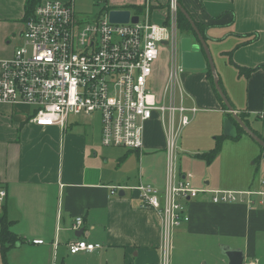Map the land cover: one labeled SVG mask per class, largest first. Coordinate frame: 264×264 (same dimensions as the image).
Masks as SVG:
<instances>
[{
    "label": "crops",
    "instance_id": "0c3cea01",
    "mask_svg": "<svg viewBox=\"0 0 264 264\" xmlns=\"http://www.w3.org/2000/svg\"><path fill=\"white\" fill-rule=\"evenodd\" d=\"M47 1L57 0H41ZM105 2L110 10L127 9L132 14H136V9L140 10L138 14L144 10L143 6L136 8L139 0L128 6L125 0ZM115 3L127 8L113 7ZM179 5L206 37L210 51H215L213 60H219L218 81L234 113L264 142L263 130L250 121V114L255 113L242 110L248 109L252 94L253 100L259 101L255 95L260 88V99L264 94V0H179ZM23 6L24 0H0V57L6 56L1 59L11 57L21 44ZM162 7L158 3L156 9L163 10ZM103 12L108 14V10ZM240 69L253 72L245 77ZM207 70L185 69L180 81L186 106L197 110L190 130L207 131L208 136H214L215 145V138L222 136L219 120L221 116L227 117L228 112L217 99ZM30 114L28 107L0 104V189L6 192L0 213L12 223L9 230L20 239L19 246L12 249L31 247L45 256L53 247L63 245L67 249L69 242L81 240L99 245L100 249L68 255H82L87 261V256L112 251L119 253L122 264H158L160 219L153 211L141 209L137 193L128 189L139 182L157 188L164 185L167 144L157 116L144 124L140 151L119 149L124 152L110 153L101 152L97 143L89 140L79 119L68 120L65 129L40 128L27 122ZM236 127L237 138L227 140L240 138L243 131ZM260 153L264 155L262 147ZM130 154L140 165L136 177L122 169L129 158L134 160ZM181 159L180 155V162ZM194 160L205 166L214 161L207 164L201 158L187 160L183 165L185 171ZM179 169L190 174L180 164ZM192 177L194 188L214 190L208 182L200 184L196 175ZM112 188H117L114 194ZM248 190L251 191L249 187ZM226 191L246 189L239 186ZM257 201L254 199L252 206L215 205L208 197L200 196L188 202L189 221L175 231L171 263L195 264L196 257L192 255L196 252L190 247L195 241L199 245L222 243L240 249L245 254L244 263L257 264L258 247H264V207L257 205ZM76 218H81L82 224L73 230ZM202 260L199 258L197 263Z\"/></svg>",
    "mask_w": 264,
    "mask_h": 264
},
{
    "label": "built area",
    "instance_id": "2783aa9c",
    "mask_svg": "<svg viewBox=\"0 0 264 264\" xmlns=\"http://www.w3.org/2000/svg\"><path fill=\"white\" fill-rule=\"evenodd\" d=\"M177 5V0H167L163 22L155 25L151 0H144L141 14L129 11V18L138 21L127 24L110 23L107 13L85 22L75 14L72 1L40 2L23 23L21 44L11 57L0 59V104L28 107L27 122L36 127L65 129L71 115H96L103 148L138 152L144 124L157 116L167 144L164 185L139 182L128 189L137 193L141 209L160 219L158 264L171 263L172 236L188 223L186 206L191 200L203 196L215 205L252 206L258 198L257 205L264 206V191L196 189L192 175L179 169L177 137L197 110L184 105L182 96L186 97L180 81L185 69L178 51L185 36L179 38ZM167 48L171 71L157 96L150 89L151 77L160 50ZM116 190L112 188L111 194ZM5 197L0 189V208ZM81 224L76 218L73 230ZM98 249L99 245L81 240L67 244L70 255Z\"/></svg>",
    "mask_w": 264,
    "mask_h": 264
},
{
    "label": "rangeland",
    "instance_id": "374dc122",
    "mask_svg": "<svg viewBox=\"0 0 264 264\" xmlns=\"http://www.w3.org/2000/svg\"><path fill=\"white\" fill-rule=\"evenodd\" d=\"M61 2H73L74 12L79 17L82 18L85 22H90L95 18L97 15L101 14L103 9L106 8L105 1L106 0H57ZM138 0H125L127 6L131 2H137ZM139 5H136V8H140L144 4V0H139ZM158 3L164 5L162 8H165V0H152V14H151V22L155 25H161L163 22V13L165 11L161 9H156L158 7ZM116 5H112L116 8H127L124 5H120L119 3H115ZM118 6V7H117ZM155 6V7H154ZM154 7V8H153ZM158 11V12H157ZM104 13V12H103ZM186 36L189 38H193V34H189V36L184 34L183 32H179V38ZM19 38H15V43L18 41ZM180 40V39H179ZM210 56L212 59V63L214 66L215 73H218L219 67V60L218 58H214L215 51L213 49H209ZM180 53V50L178 51ZM6 57V56H4ZM4 57H0L4 58ZM170 50L162 49L159 53V58L156 61L153 74L151 77V91L159 96L161 95L166 79H168L169 71H171V64L170 61ZM226 61V60H225ZM217 62V66H216ZM177 64H180V61L177 60ZM181 78V77H180ZM183 101L184 105H186L187 98L184 94ZM262 96V89L260 88L259 94L255 95V98H259V101L252 100L250 105L247 107H243L242 110L247 112H252L255 114H250V121L260 127L263 130L261 135L264 136V94L263 98L260 99ZM168 97V93L166 94V98ZM177 99L179 100V91L177 90ZM198 114V115H197ZM196 118L199 117V113H197ZM258 116L259 118H257ZM195 118V119H196ZM226 116H221L220 123H221V133L222 134V124L223 120ZM79 119L83 122L82 129L86 131L89 140L92 143H97V148L100 149L101 152H113V153H123L124 150H119L116 148H104L100 145V123L98 117L95 115L93 117H86V116H69L70 121ZM263 119V121L259 120ZM168 120V114H167ZM208 120H212L208 118ZM194 121H192L193 123ZM190 123L184 129H180V136L177 137V149L179 150V155H181L182 159L181 162L179 160V164L184 172L190 173L192 176L195 175L197 177V181L200 184L208 182V186L213 188L214 190H231V189H238L245 188L246 191L248 187L251 191L254 192H262L264 191V186H260L261 181H264V155L260 153V147L248 136L245 134L240 135V138L237 140H222L220 145V152L218 156L214 159V161L209 165L205 166L200 161L194 160L187 164L189 169L185 171L183 165L186 163L187 160L199 158L195 157L197 155L204 154L205 152L209 151L214 146V136H208L207 131L200 132L197 129L190 130L191 124ZM190 126V127H189ZM207 130V128L205 127ZM216 136V135H215ZM128 162H125L122 169L124 171H128V173H134L133 177L137 176L139 162L135 158L133 154H130ZM180 159V157H179ZM193 179V177H192ZM147 184V183H146ZM237 192V191H232ZM253 199L255 197H252ZM258 198H256L257 200ZM264 207V206H263ZM174 236L175 232L172 236L171 246V258L174 249ZM212 244V245H210ZM206 246L199 245L197 242L191 243L190 247L192 248V252L194 253L192 256L195 258V264H198L199 258L203 260L199 264H227L226 259L221 255L219 246L222 243H210ZM211 246V247H210ZM200 249V253L198 250ZM198 252V253H197ZM259 257L257 264H264V247H258ZM115 255V259L112 257ZM119 253L110 251L109 254L106 252H97L91 256H87V261H84L82 255L78 256H70L68 255L67 249L63 245H59V247L51 248L50 252L45 254V256H41L36 251H34L31 247L26 248V246H22L21 248L11 249L7 253V263L8 264H122V261L119 259ZM222 259H225L226 262H221ZM1 254H0V264L1 262ZM172 262V261H171ZM246 262V260H245ZM172 264V263H170ZM179 264H184V262H180ZM186 264V263H185ZM243 264H246L243 262ZM248 264H253V262H248ZM254 264L256 262L254 261Z\"/></svg>",
    "mask_w": 264,
    "mask_h": 264
},
{
    "label": "water",
    "instance_id": "95a60500",
    "mask_svg": "<svg viewBox=\"0 0 264 264\" xmlns=\"http://www.w3.org/2000/svg\"><path fill=\"white\" fill-rule=\"evenodd\" d=\"M178 11L184 16L193 31V38L185 37L180 43V53H181V65L186 70H202L206 67L209 68L212 78L214 89L216 90L218 96L222 100L226 111L231 115V118L226 117L222 124V135L228 139L237 138V127L248 135L255 143L264 149V142L252 131L250 130L243 121L234 113L233 108L227 102L222 89L219 85L218 77L215 73L212 59L210 56L209 48L206 43V37L197 29L195 23L192 21L191 17L185 11L181 5H177ZM130 12L127 10H110L108 11V19L112 24H127L129 20L133 23H137L138 18H129ZM19 243L15 245L18 247ZM219 250L221 255L227 260V264H243L245 260V254L240 249H233L227 245H220Z\"/></svg>",
    "mask_w": 264,
    "mask_h": 264
},
{
    "label": "trees",
    "instance_id": "16d2710c",
    "mask_svg": "<svg viewBox=\"0 0 264 264\" xmlns=\"http://www.w3.org/2000/svg\"><path fill=\"white\" fill-rule=\"evenodd\" d=\"M40 2H41V0H24V6H23L24 21L34 13L36 7L40 4ZM177 2L179 4V0H177ZM103 10L109 11L110 9L105 8ZM128 10H130V8H128ZM139 12H140V10L138 11V9H136L135 13L138 14ZM196 27H197V25H196ZM178 30H179V32H181V33L183 32L185 35L187 34L188 36H189V34H193L191 26L189 25L187 20L184 18V16L179 11H178ZM239 72L241 73V75L248 77L253 72V70L240 69ZM207 75H208L209 81L211 83V86L213 88V91L215 92L217 99L219 100L223 109L226 110L222 100L220 99L216 90L214 89L213 78H212L210 70H207ZM219 85H220L222 92H223V88H222L220 82H219ZM223 94H224V92H223ZM227 102L231 105V103L228 100H227ZM231 107H232V105H231ZM227 117L231 118V115L228 114ZM240 117L242 119H244L243 115H241ZM224 139H227V138L224 137L223 135L215 138L214 148L211 151L204 153V154H201V155H197L196 157H199L202 160H204L207 164H210L218 156V154L220 152L221 142ZM11 225H12V223L10 221H8L5 214L1 212L0 213V254H1V259H2L1 264H8L7 258H6L7 253L9 252L10 249L15 247L16 244H18V243L20 244V239L14 233H12L9 230Z\"/></svg>",
    "mask_w": 264,
    "mask_h": 264
}]
</instances>
